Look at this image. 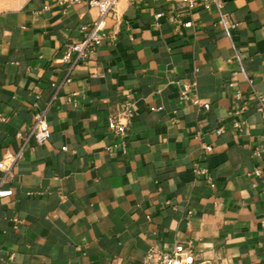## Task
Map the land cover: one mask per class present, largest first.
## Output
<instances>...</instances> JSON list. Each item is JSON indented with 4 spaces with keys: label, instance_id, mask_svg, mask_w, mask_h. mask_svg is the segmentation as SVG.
Instances as JSON below:
<instances>
[{
    "label": "crops",
    "instance_id": "0c3cea01",
    "mask_svg": "<svg viewBox=\"0 0 264 264\" xmlns=\"http://www.w3.org/2000/svg\"><path fill=\"white\" fill-rule=\"evenodd\" d=\"M223 2L229 30L215 9L120 0L69 73L63 56L99 11L0 0V162L21 152L0 169L13 192L0 198V264H143L178 244L195 264H264V0ZM171 7L193 27L157 24ZM124 104L125 145L109 150L120 140L107 116ZM43 112L51 137L39 145L30 129Z\"/></svg>",
    "mask_w": 264,
    "mask_h": 264
},
{
    "label": "built area",
    "instance_id": "2783aa9c",
    "mask_svg": "<svg viewBox=\"0 0 264 264\" xmlns=\"http://www.w3.org/2000/svg\"><path fill=\"white\" fill-rule=\"evenodd\" d=\"M120 0H56L57 5L66 10L68 7L78 5L81 3H87L90 8H96L100 13V19L96 21L91 27H82L83 40L78 43L70 44L63 56L65 62H73L69 73H72L73 69L80 63L89 61L93 52L103 43L105 35L102 33L104 19L115 11L116 5ZM182 5V10L186 12H192L199 6L211 11L215 9L220 16V23L229 30L234 27L231 20V15L224 11L223 0H177ZM157 24H161L163 20L175 24L176 29L182 27H193L192 21H185L182 15L179 14L176 8L171 7L167 11H160L155 15ZM70 78L66 79V82H70ZM197 83L195 81L189 82L183 85L181 91V99L188 100L191 93L195 89ZM236 99L242 101V94L238 92ZM257 111L264 115V98H256ZM155 110V109H153ZM246 110L245 105H240L236 111V114H243ZM133 110L129 104H124L116 112H111L107 116V123L110 131L119 138V142L109 150L117 149L125 145V138L129 123L133 117ZM1 121H5V118L0 117ZM245 122H235L234 128L237 131H242ZM223 132L222 129L217 130V134L220 135ZM30 136L35 137L39 145L47 142L51 137V130L46 118L45 113H38L35 117L33 126L30 129ZM207 151H212L211 147H206ZM21 158V152L17 154H7L5 158L0 162V169H2L7 175L11 172L15 164ZM197 174L206 175L205 169H196ZM257 176L260 175V171H256ZM4 179L0 181V198L10 197L13 192L10 189H2L1 184ZM196 256L189 247L183 244H178L170 252L162 251L156 247H151L143 260V264H195Z\"/></svg>",
    "mask_w": 264,
    "mask_h": 264
}]
</instances>
